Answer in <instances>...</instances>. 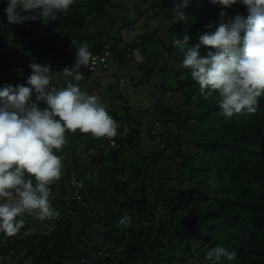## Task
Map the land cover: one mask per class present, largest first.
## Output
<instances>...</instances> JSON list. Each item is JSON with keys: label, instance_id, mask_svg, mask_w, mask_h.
I'll return each mask as SVG.
<instances>
[{"label": "trees", "instance_id": "1", "mask_svg": "<svg viewBox=\"0 0 264 264\" xmlns=\"http://www.w3.org/2000/svg\"><path fill=\"white\" fill-rule=\"evenodd\" d=\"M143 5L144 14L150 15L151 28L156 27L151 35L156 38L162 30L167 35L162 55L153 63L150 77L162 64L161 73L169 76L167 81L171 85L167 89L169 92H165L171 93L176 101L171 110L159 101L157 111L160 109V115L165 114L168 119L161 121L158 115L156 126H152L148 134L159 144L162 140L159 125H167L172 121L173 114H177L178 130L173 146L177 148V153L172 156L170 168L176 167V161H182L179 164L181 171L178 169L169 175L170 168L164 169L162 175L167 180L161 181L155 189L140 170L132 194H125L126 188L122 187L113 195L115 200L124 193L126 201L123 207L132 217L130 226L119 225L122 216L116 217L113 224L104 226L103 232L97 234L93 242L89 237L92 236V225L85 224L84 232L87 233H83V237L88 240V245L82 235L73 234L71 209L77 206L85 213L90 211L87 192L86 204L82 205L74 199L68 183L71 172L84 180L76 170L78 157L74 155L72 164H69L70 156L61 155L64 157L62 163L67 167L63 170V185L58 193L60 182L51 186L52 194L59 196L55 209L60 214L51 220H44L50 229L46 235L23 236L13 242L8 239L0 241V246L5 243L6 253L13 257L11 264H15L21 252H25V257L36 264H83L84 260L89 261L98 252L102 254L97 255L91 264H208L206 252L217 244L235 253L233 260H225L223 264H264V97L260 98L256 112L226 118L217 103V96L205 99L200 94L199 85L191 79L188 69L182 66L183 53L172 43L174 37L182 38L187 34L190 38L188 45H197L199 36L205 31H214L215 25L220 22V7L201 0L199 6L193 4L186 9L190 23H183L174 19L175 14L171 11L174 0H75L69 11L58 14L56 20L46 24L36 20L16 25L8 23L4 13L7 5L0 3L3 19V23L0 22V44L13 34L12 45L18 49L15 50L16 58L12 54L7 59L0 57V71L8 63H11V69L18 66L19 53H28L30 59H40L46 43L64 47L70 37L68 35L64 41L61 34L68 26L73 34L79 28L88 33L95 28L91 25L92 20L98 18L105 22L110 16V22L126 20L130 11L142 14ZM227 12L233 18L237 14L247 15L243 5H234ZM208 24L214 27L208 29ZM134 47L118 50V53L124 51L119 57L130 54ZM206 50L201 46L202 55ZM20 67L28 70L21 64ZM11 73H7L4 80L0 78L2 85H22L14 80ZM176 96L179 98L174 99ZM111 115L117 119L116 113ZM126 121L131 127L127 142L136 144L140 135L136 129L135 112L128 114ZM114 139L117 140L115 144L120 145L124 137ZM110 145L113 144L108 147ZM186 145L189 147L184 155ZM175 181L179 184L174 185ZM181 183L185 184L187 194L181 189ZM156 215H159L158 219ZM23 238H27V243L24 244ZM83 245V250L78 251V247Z\"/></svg>", "mask_w": 264, "mask_h": 264}, {"label": "clouds", "instance_id": "2", "mask_svg": "<svg viewBox=\"0 0 264 264\" xmlns=\"http://www.w3.org/2000/svg\"><path fill=\"white\" fill-rule=\"evenodd\" d=\"M208 2L221 8L220 22L215 27L206 25L208 29L214 27V31H205L199 36V43L191 47L187 34L182 38L174 37L173 46L183 53L182 66L199 85L200 94L205 99L217 96V103L226 118L254 113L260 98L264 97V0ZM0 3L7 5L4 13L9 24L36 20L46 24L56 20L58 14L67 13L75 0H0ZM200 3L201 0H174L171 8L174 19L190 23L186 9ZM234 5L245 6L247 15L229 17L227 9ZM141 11H145L144 5ZM72 43L76 57L70 68L53 71L49 64L34 60L29 64L31 73L26 79L27 86H0L2 237L19 233L25 216H35L40 221L59 216L52 204L51 186L63 175V158L59 153L68 143L67 133L78 130L109 141L118 135L119 122L96 95L83 90L79 83L85 80L80 69L82 66L89 68L93 53L87 43L79 46L74 40ZM107 45L114 51L115 59L120 60L119 64L111 66L122 65L131 59V52L130 57L126 54L119 57L124 51L118 53L120 49L107 43L100 52ZM201 46L207 49L203 55ZM18 75L23 76L22 69H18ZM58 77L63 78V84ZM131 221L132 217L124 214L119 225L128 227ZM0 258V264L13 262L10 253L0 252ZM234 258L235 253L220 244L206 252L208 264H223Z\"/></svg>", "mask_w": 264, "mask_h": 264}, {"label": "crops", "instance_id": "3", "mask_svg": "<svg viewBox=\"0 0 264 264\" xmlns=\"http://www.w3.org/2000/svg\"><path fill=\"white\" fill-rule=\"evenodd\" d=\"M141 12L142 14L138 15L137 12L131 11L128 13V19H119V21L110 22L111 16L105 22L99 21L97 18L98 21H91V25L95 28L88 30V33L79 28L77 33L73 34L68 26L61 34L64 41L68 35L70 37L67 41L68 44L64 47H54L46 43L42 48V57L40 59H30L28 53H21L18 57L21 66L27 67L28 70L20 67V64L11 69V63H8L6 68H1L2 71H0L1 79L4 80L7 73L12 72L14 80L24 85L31 73L29 64L34 60L42 64H49L53 71H61L65 67L70 68L74 64L76 57V48L72 40L76 42L77 46L87 43L92 53L100 51L106 43L120 50L125 49L127 46L128 49H132V46H135L132 52L130 51L131 59L122 65L110 66L107 70L93 73L87 71L83 66L80 69L85 77V80L79 82L81 88L89 94L96 95L100 102L106 105L110 114L112 112L116 113V120L120 125L116 137H124L123 142L120 145H116L115 141L117 140L114 139L113 145L100 147L99 144H102L106 140L105 138H93L90 134L80 133L77 130L76 133H67L68 143L63 151L59 153V155L70 156L67 161L69 164H72L74 155L78 157L76 170L87 183L86 191L89 197L90 211L85 213L86 211L84 212L77 206L71 209L74 224L73 234L75 236L82 235V238L87 243L88 240L83 237V233H87V231L84 232L85 224L92 225V236L89 237L95 242L97 234L103 232L104 226H108L110 223L113 224V220L116 217L128 214V211L123 207L126 201L124 193L118 199H113L117 189L124 187L126 188L125 194H132L139 178L140 170L142 171V176L148 179L152 186L158 188V184L161 181L167 180L162 175V171L170 168L173 162L174 138L178 128L177 114H173L171 117L172 121L167 125H159L158 130L162 134V140L159 144H157L156 138L148 134L150 128L156 126L155 122L158 115H160L158 112L160 109L157 111L159 101L170 110L175 106L174 101L170 102L169 99L157 96L158 84L167 81V79L158 74V71L161 72L164 68L162 64L159 65L158 69L156 68L153 77H150L153 63H155L157 57L162 55L167 35L162 32L159 37L162 40L154 38L151 33L155 31L156 27L155 29L151 28L150 19L148 18L150 15L144 14V11ZM2 20V16H0V22ZM1 34L2 30L0 28V36ZM13 36L11 34L9 38H6L5 51L0 52V57L7 59L9 54L16 57L15 50L17 48L12 45ZM6 50L8 54H6ZM18 69L23 70L22 77L18 75ZM1 79L0 83L3 84ZM58 80L60 84H63L62 77H58ZM134 112L137 118L136 129L140 138L136 144L130 145L127 142V138H129L131 127L127 123L126 118L128 114ZM162 113L163 110H161ZM167 119L168 117L165 114L159 117L161 121H166ZM86 153L87 156H80ZM116 156L118 160H116ZM63 166V170L67 169L65 165ZM62 179L61 177L58 181L60 183L57 185L58 190L56 193H58L59 187L63 185ZM156 187L155 189H157ZM58 197V195L53 194L52 204L54 208ZM67 199L65 197V200ZM24 221V226L19 233L10 237L0 236V239L3 238L4 241L8 239L9 242H13L16 239H22L23 236H40L50 232L44 221L38 220L35 216H25ZM23 232L24 234H22ZM23 239L24 244L27 243V238ZM87 243L84 245H87ZM84 245L78 247L77 250H83ZM88 245L90 244L88 243ZM6 246L5 243L3 246L1 245L0 252L6 253ZM25 255V252H21L15 260V264H36L33 260L25 257Z\"/></svg>", "mask_w": 264, "mask_h": 264}, {"label": "built area", "instance_id": "4", "mask_svg": "<svg viewBox=\"0 0 264 264\" xmlns=\"http://www.w3.org/2000/svg\"><path fill=\"white\" fill-rule=\"evenodd\" d=\"M111 47L109 45L105 46L104 49L101 52H96L93 53V60L92 63L90 64L88 71L90 72H98V71H103L106 68H108L109 66L113 65V64H119L120 60L119 59H115L114 57V51H112L110 49ZM126 57H130V54H126ZM114 138H112L111 141L109 140H104L102 142V144H99L100 147H107L109 144H113L114 142ZM68 183H69V187L73 193L74 199L82 204L85 205V194H86V190H87V183L80 179L78 177V174L75 172H71L68 174ZM87 207V206H86ZM159 215H156V219H158ZM97 254L101 255L102 252H98L95 253L93 255V258H96ZM92 259H90L89 261H83V264H91ZM2 260V258H0V261ZM8 260H10V258H8Z\"/></svg>", "mask_w": 264, "mask_h": 264}, {"label": "rangeland", "instance_id": "5", "mask_svg": "<svg viewBox=\"0 0 264 264\" xmlns=\"http://www.w3.org/2000/svg\"><path fill=\"white\" fill-rule=\"evenodd\" d=\"M117 2H118V0H116ZM133 12V11H132ZM117 13V12H116ZM118 17H119V15H117ZM163 32V30L162 31H160V33L156 36V38L158 39L160 36H161V33ZM164 40H166L165 38H163ZM5 47H6V42L5 43H3V44H0V52L1 51H5ZM6 54H8V51L6 50ZM18 54V53H17ZM21 54L19 53L18 55H17V57H19ZM16 58V57H15ZM158 74L160 75V76H162L164 79H169V76L167 77V76H165L166 74L165 73H161L160 71H158ZM0 86H3L1 83H0ZM171 87V85H170V83H169V81H164V82H160L159 84H158V90H157V96L160 98V97H162L163 99H169L170 100V102L171 101H174L173 99H172V94L170 93V94H167L166 95V92L165 91H168L167 89L168 88H170ZM165 92V93H164ZM169 92V91H168ZM166 95V96H165ZM170 96V97H169ZM176 98H179L178 96H176V97H174V99H176ZM163 101H165V100H163ZM174 102H176V101H174ZM177 126H178V123H177ZM176 129V128H175ZM178 129H176V131H177ZM186 148H184L183 150H184V155L185 154H187L185 151H186V149H187V147H189V145H186L185 146ZM174 154H176L177 153V148H175L174 150ZM80 156H87V153L86 154H81ZM178 157H181V155H177ZM178 159H180V161H181V158H178ZM182 162V161H181ZM181 162H178V161H176L175 163H174V165L176 164V167L175 166H172L171 168H170V171H171V173L169 174V175H173L175 172H177L178 171V169H179V171H181V169H180V165L179 164H181ZM169 170V169H168ZM165 174H166V171H165ZM168 175V176H169ZM180 175V174H179ZM179 175H176L177 177H179ZM182 178H183V174H182ZM136 184H137V182H136ZM174 185H178L179 184V182H174L173 183ZM181 189L183 190V192H184V194H187L188 193V190H187V188H186V186H185V184H183V183H181ZM46 226L48 225L47 223L45 224ZM0 240H3L4 241V239L2 238V239H0Z\"/></svg>", "mask_w": 264, "mask_h": 264}]
</instances>
